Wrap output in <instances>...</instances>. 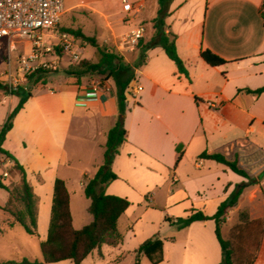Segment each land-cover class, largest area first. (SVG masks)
<instances>
[{
	"label": "crops",
	"instance_id": "0c3cea01",
	"mask_svg": "<svg viewBox=\"0 0 264 264\" xmlns=\"http://www.w3.org/2000/svg\"><path fill=\"white\" fill-rule=\"evenodd\" d=\"M128 1L140 14L122 23L131 25L128 31L142 26L145 32L149 26V39L157 0L152 2L155 14L148 18L142 16L148 0ZM263 1L172 0L164 31L175 36L176 51L187 77L177 72L160 47L147 50L142 64L134 70L130 86L140 85L142 90L132 100L126 98V140L118 147L110 167L116 179L105 187L106 195L126 199L130 204L117 220L122 240L114 247L102 245L99 254L93 251L81 264L87 259L102 258L103 247L122 251L128 243L136 249L126 253H134L139 259L142 255H137L138 247L152 238L162 242L163 257L158 264H219L222 255L214 221H194L184 228H178L176 221L197 212L213 216L219 204L242 183L246 185L237 203L226 211L220 234L226 239L235 225L228 221L241 210L247 212L250 221H263L252 264H264V92H246L264 87ZM118 5L121 9L120 0H88L67 5L65 12L77 15L93 11L106 17L105 13ZM101 21L108 24L105 18ZM71 22L72 17L69 27ZM205 49L226 64L207 65L199 56ZM111 85H106L108 91L96 99H86L90 84L81 79L74 86L75 96L71 93L67 114L54 112L46 104L38 105L41 124L33 123L30 145L26 138L20 139V116L26 101L4 136L1 147L23 167L35 198L36 228L41 220L46 234L55 179L65 184L73 229L92 220L83 189L85 180L103 164L106 134L116 118L115 86L113 82ZM60 94L47 95L60 101ZM77 101L83 103L79 105ZM17 103L14 95L0 98V128ZM33 120L37 119L26 124ZM90 150L97 152L96 157L90 155ZM85 151L90 162L78 169L75 162L81 163ZM203 152L236 159L250 179L215 161L198 158ZM178 155L180 159L175 164ZM8 197L0 205L4 215L0 235L19 226L3 209ZM84 200L88 201L85 214L78 215L76 210L74 215V203L83 204ZM144 201L157 209L145 206Z\"/></svg>",
	"mask_w": 264,
	"mask_h": 264
},
{
	"label": "trees",
	"instance_id": "16d2710c",
	"mask_svg": "<svg viewBox=\"0 0 264 264\" xmlns=\"http://www.w3.org/2000/svg\"><path fill=\"white\" fill-rule=\"evenodd\" d=\"M171 2L172 0H157L156 16L151 20L153 35L147 40H143V37L139 40L135 48L137 50V59L134 64L124 62L113 49L98 46L96 40L83 34L80 28H60V31L70 33L94 47L97 52L96 62L91 63L82 58L78 63L69 65L64 73L73 77L76 83L83 77L98 75L104 77L105 80L111 79L115 86L116 118L106 134L103 148V164L92 178L85 180L83 189L85 198L89 200L87 211L91 215L92 220L80 229H73L69 211V198L65 184L62 180L55 179L47 234L45 240L39 245L41 261L30 262L23 258L18 262L4 261L0 262V264H50L61 261H71L73 264H81L93 251L99 254L102 245L114 247L121 242L122 237L117 231V220L130 204L126 199L106 195L105 187L116 179L110 167L115 155L118 153V147L126 140L123 117L126 107L127 89L134 79V70L142 64L147 50L160 47L166 57L175 65L177 72L187 77L184 63L176 51L175 36L164 31V19L169 15ZM199 56L211 67H219L226 64L225 60L207 49L201 50ZM47 73L49 72H37L29 76L27 80L35 79L34 81L37 83ZM42 84H45L43 80ZM0 88L5 87L0 84ZM246 92L259 95L264 92V87L254 91L246 90ZM11 94L18 97V103L0 128V155L10 160L18 173L19 190L16 200L22 205V211L13 212L6 205L3 209L10 214L13 222L17 223L27 235L33 236L36 233L34 194L26 180L23 167L19 165L11 154L1 147L5 134L12 127L14 117L22 109L27 99L31 97V94L24 92L21 86L17 87ZM198 158L215 161L228 168L234 174L247 180L250 179L249 175L238 165L236 159L228 160L219 153L206 154L205 152L201 153ZM179 159L180 155L176 157L175 164ZM262 175H264V171ZM245 185V183L236 185L234 190L219 204L213 216L206 217L197 212L185 219H178L176 221L178 228H184L194 221L213 220L215 224V237L222 255L219 264H252L256 256L263 221L253 222L246 217L241 224L243 226L235 227L236 230L244 226L257 227L258 237L255 245L253 247H244L241 258L236 257L231 242L228 239H223L220 234V227L226 211L237 203ZM0 189H3L8 194L10 193V190L1 181ZM136 253L137 255L144 256L150 264H158L162 261L163 257L162 242L157 238L148 239L138 247ZM133 264H139L137 256Z\"/></svg>",
	"mask_w": 264,
	"mask_h": 264
},
{
	"label": "rangeland",
	"instance_id": "374dc122",
	"mask_svg": "<svg viewBox=\"0 0 264 264\" xmlns=\"http://www.w3.org/2000/svg\"><path fill=\"white\" fill-rule=\"evenodd\" d=\"M88 0H63L64 10L67 5L75 2H84ZM154 0H148L145 10L143 11L142 16L144 18H148L155 14V10L153 8ZM66 11V10H65ZM78 11V10H77ZM157 11V9H156ZM66 13V12H65ZM61 18V21L58 25V30L60 28H68V21L72 17V28H80L83 34L86 36L93 37L96 40L98 46L107 47L113 49L115 52L119 54V56L123 59L124 62L129 64H134L137 59V50L132 52L129 51H117L115 47V42L117 38L127 32L131 25L123 24L130 17H125L126 15L122 13L119 5L116 8L109 9L103 15L97 12H77V15H73V11H68ZM138 12H133L132 17L137 16ZM156 16V14H155ZM107 19L108 24H102L101 20ZM126 25V26H124ZM141 25H144V22H141ZM145 32L143 36V40L148 39L149 26L145 27ZM83 45V53L82 58L88 62L94 63L97 61V52L94 47L90 46L86 42ZM9 42L5 39L0 40V84L5 88H0V98L2 97H10L12 94L7 90L8 80L6 78V74L8 70L12 72V74L17 69L18 60L21 55H25L28 53L29 45L21 40H14L13 48L10 49ZM68 68V66H62L60 69L55 72H49L41 78L45 84H42V80L39 82H35V79L27 80L25 83H22L21 87L24 92H29L31 94V99H27L25 110L20 116V139L23 137L31 142L29 136L34 128L33 123L41 124V120L37 113L38 105H49L51 106V110L54 112L64 111L65 114L69 111L70 99H73L75 96V87L79 85V82L76 83L75 79L71 76H68L64 73V71ZM15 76V75H14ZM84 82L88 84L91 83H99L104 85H111L113 82L111 79L105 80L104 77L94 75V76H86L82 78ZM47 83V84H46ZM20 86V85H19ZM111 92H113V86L111 85ZM51 92L61 93L60 97L61 102L57 100V98L50 97L47 94ZM72 93V95H71ZM76 98V97H75ZM129 100L132 98L128 97ZM57 102H60L58 105ZM80 105L83 102L77 101ZM37 119L30 122V125H27V121L30 119ZM25 122V124H24ZM25 126V127H24ZM31 148V147H30ZM29 148V149H30ZM94 152V153H93ZM96 157L97 152L94 150H90V155ZM93 156V157H94ZM84 159H82L81 163H76L75 166L79 168L87 167L90 160H88V153L85 151ZM5 174V176H4ZM0 181L10 190V195L0 189V205L7 200L9 195V203L6 204L7 208L13 212H18V210L22 211V205L19 204L16 200L17 192L19 190V177L17 171L13 167V163L0 155ZM88 201L84 200L83 204L81 202H75L74 205L77 209L74 210V215L78 212L79 214H85V207L87 206ZM145 206L150 207L151 209H157L151 204V202H145ZM77 210V212H76ZM76 212V213H75ZM247 217L248 214L245 210H241L237 215L234 216L233 219H230L229 224L234 222V227H232L226 235V239L231 242L232 247L234 248L235 254L237 258H241V254L244 251V247L249 246L253 247L256 243L258 234L256 226H244L239 230H236L235 227H241L243 225L242 222ZM4 215L0 211V221L3 220ZM249 220V219H248ZM225 221V219H223ZM254 222V221H253ZM222 226V224H221ZM46 227V226H45ZM43 227L42 222L40 220L39 226L36 228V233L34 236L27 235L24 230L17 226L11 230H7L2 235H0V261L5 259H16V258H24L29 260H39L41 258L39 252L38 243L43 241L46 236V228ZM1 229V225H0ZM136 246L133 243H128V245L122 247V251H118L117 249H111L109 247H103V257L95 258L94 261L91 259H87L85 264H133L135 261L134 253H126L128 251H133ZM125 252V253H122ZM139 264H150L145 257H140ZM55 264H73L70 261H63Z\"/></svg>",
	"mask_w": 264,
	"mask_h": 264
},
{
	"label": "built area",
	"instance_id": "2783aa9c",
	"mask_svg": "<svg viewBox=\"0 0 264 264\" xmlns=\"http://www.w3.org/2000/svg\"><path fill=\"white\" fill-rule=\"evenodd\" d=\"M120 3L125 17H132L133 12L138 11L128 0H120ZM64 13L63 0H0V40L9 42L10 49L13 48L14 40H21L29 45L28 53L20 56L15 72L12 74L8 70L5 75L10 93L25 83L32 74L55 72L62 66L82 60L83 41L58 30ZM143 35L142 26L122 34L115 42L117 51H134ZM141 90L140 85L129 86L127 97L133 99ZM107 91L106 85L91 83L89 92L84 97L96 99Z\"/></svg>",
	"mask_w": 264,
	"mask_h": 264
}]
</instances>
